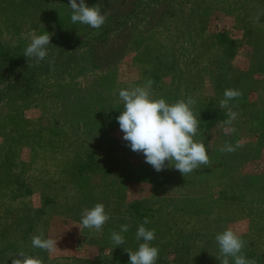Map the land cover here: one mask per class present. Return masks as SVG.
<instances>
[{"label":"rangeland","instance_id":"374dc122","mask_svg":"<svg viewBox=\"0 0 264 264\" xmlns=\"http://www.w3.org/2000/svg\"><path fill=\"white\" fill-rule=\"evenodd\" d=\"M192 1L86 0L101 9L109 2L106 12L101 10L106 16H125L135 2L140 5L118 21L123 32L117 33L123 26L107 29V46L97 48L99 65L61 77L50 69L30 98L0 101V264H12L21 250L41 264H129L126 250L143 242L136 239L140 214L149 220L144 226L155 230L156 264H220L215 237L229 227L244 241L241 254L264 264V14L250 11L242 19L244 0H209L194 19L202 34L194 51L184 59L181 42L173 49L177 66L187 65L196 86L187 95L200 119L194 139L205 144L210 166L186 177L174 167L157 172L123 140L117 121L124 107L119 91L143 86L163 69L156 52L163 51L165 24L174 21L167 9L186 11ZM68 4L0 0V59L24 51L31 34L49 32L52 39L64 26L99 42L107 21L99 29L74 25ZM153 24L154 31L145 28ZM179 74L173 71L171 80ZM168 78L151 79V93L169 103ZM228 88L242 92L236 99H243L245 108L230 100L237 118L229 126L235 131L225 135L222 122L228 118L207 123L202 110L214 109L217 89ZM237 142L242 147L234 152L219 150ZM76 166L89 185L73 178ZM135 201L137 208L131 207ZM96 203L110 216L101 231L81 224L84 210ZM123 224L129 225L122 233L125 243L115 246L111 233ZM41 233L57 240L53 252L32 246V237Z\"/></svg>","mask_w":264,"mask_h":264},{"label":"clouds","instance_id":"9594fccd","mask_svg":"<svg viewBox=\"0 0 264 264\" xmlns=\"http://www.w3.org/2000/svg\"><path fill=\"white\" fill-rule=\"evenodd\" d=\"M72 24H84L93 29H99L106 21V15L101 12L99 5L89 6L86 0H69ZM52 35V34H51ZM49 32L31 34L30 43L23 54L29 59L34 58L39 64L48 56V46L51 45ZM54 61L49 60V65ZM153 81L148 79L143 86L124 88L119 91V99L123 103V111L117 117L123 140L128 143L131 150L143 153L145 162L150 164L157 172L166 167H174L184 177L199 169L201 166H210L211 161L207 154L205 144L198 142L194 137L198 134L200 119L194 114L192 105L195 100L189 97L175 103H168L164 98L156 99L152 96ZM242 95L239 89L228 88L223 93L220 101L221 108H228V119L223 121L225 135L234 132L229 126L237 118V113L229 108V101ZM242 145L226 143L219 150L221 152H234ZM167 162V163H166ZM110 219L102 203L85 209L81 224L84 228L101 231L104 224ZM149 223L145 218L136 231V239L143 240L137 250H126L129 254V264H156L159 249L152 246L155 240V230L144 225ZM80 227V226H79ZM129 230V225L120 226V231L111 233V240L115 246L125 243L122 233ZM215 240L219 247L220 264H230L229 257L234 264H255L252 259L241 254L244 241L231 227L218 233ZM34 248H39L49 253L57 248V240L49 237L43 238V233L34 235L31 239ZM12 264H41L38 258L26 255L22 250L19 258L12 259Z\"/></svg>","mask_w":264,"mask_h":264},{"label":"trees","instance_id":"16d2710c","mask_svg":"<svg viewBox=\"0 0 264 264\" xmlns=\"http://www.w3.org/2000/svg\"><path fill=\"white\" fill-rule=\"evenodd\" d=\"M139 1L142 2L143 0ZM208 1L209 0H193L191 3L194 5L186 11L167 9L170 11L169 17H171L174 21L171 23L167 22V24H165L166 29L164 30V38H162L164 41L163 51L158 50L156 52V56L158 59H160L159 62L162 61L161 64L163 69L158 67L156 71L151 73V79H159L160 75L164 77L169 76V80L168 83H166L165 89V93L168 96V99H170L169 103H172V101L173 103L177 102L179 100L178 98L185 100L187 99V95H189L191 92H195L196 90V86L193 83H190L188 79L189 68L187 65L186 68L183 64H181V66H177L178 57L176 56V53L173 51V49L175 46H177L178 42H181L182 49L180 53L183 55L184 59L190 54L191 51H194L196 44L202 37L201 29L196 26V20L194 19L198 17L201 5L208 3ZM159 2L162 3L163 0H159ZM139 5V3L135 2L134 6H132L128 11L126 10V12L124 11V13H122L125 16L107 14V23L103 28L105 36L102 37L99 42L92 39H83L79 36L77 31L64 26L59 28L54 34L53 38L51 39V45L48 46V56L39 64L36 63L34 58L28 60L23 54V50L21 52L18 51L13 53L11 56H6L0 59V101L8 100L16 102L30 98L35 93L34 91L40 87L43 76L50 73L48 71L50 69L55 70V73H58L61 77L68 72H70V74L77 73L74 71L84 70L85 68H89L91 65H99V63H97V48L98 44L107 46L109 42L108 38L106 37L107 29L110 27L115 28L117 26H123L117 31V33L123 32L122 29L125 30V25H120L118 21L127 20V18L130 16V13H133L139 7ZM241 5L247 7L245 12L240 14L242 19H244L242 16H248L250 11L257 13L260 11L262 14H264V0H244V2H241ZM108 6H110L109 2H107L101 10L106 12V7ZM155 25L157 24H153L152 26L143 25V27L145 26L147 30L149 29L150 32H152L155 29ZM136 28L137 27L130 28V33L135 34ZM49 60H53L54 64L50 66ZM71 65L73 68H70ZM66 67L69 68L65 69ZM173 67L175 68L173 69ZM61 68H64V71H61ZM177 70L180 71V74L178 75L177 81L175 82V80H171V78L173 71ZM224 91L225 89L219 91L217 89L219 94H216V97L220 101L224 98ZM236 100L237 101L235 104L237 107L245 108L243 99ZM230 104H232L231 101H229V105ZM202 112V119L206 120L207 123H212L214 117L216 116H219L221 119L228 118L225 108L220 107V102L214 103V109H205V111L202 110ZM116 114L117 113H114L112 116ZM241 118H244V116H241ZM106 124L107 126H112L113 121L109 119L107 120ZM107 141L108 140H105V142ZM88 166L89 164L87 167ZM65 168L68 167L66 166ZM76 172L77 174H72L73 178L74 176L81 179L83 178V183L85 185H89L87 180H84L82 170L77 166ZM78 202H80V200H78ZM139 204L140 201H135L131 204V207L134 206L137 208L140 206ZM143 216L144 214L139 215V220L141 223L143 222L141 219Z\"/></svg>","mask_w":264,"mask_h":264}]
</instances>
